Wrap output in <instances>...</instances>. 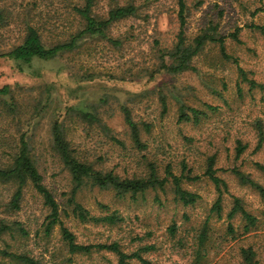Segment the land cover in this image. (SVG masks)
Returning <instances> with one entry per match:
<instances>
[{
    "label": "trees",
    "instance_id": "obj_1",
    "mask_svg": "<svg viewBox=\"0 0 264 264\" xmlns=\"http://www.w3.org/2000/svg\"><path fill=\"white\" fill-rule=\"evenodd\" d=\"M146 1L148 0H144ZM101 3L102 0H0V57L12 61L17 70L24 71L26 67H33L35 62L59 59H64L63 66L68 68V58L72 59L88 47L96 45L104 46L109 52L121 54L131 44L133 36L130 33L115 35L112 30L117 23L138 17L141 3L138 0H105ZM202 3L203 0H197L193 4H188L186 0H175L178 25L172 41L169 44L161 43L158 34L153 32L150 35L151 41L145 62L132 74L130 68L123 70L124 73L129 72L132 75V80L146 76L147 86L138 92H126V99L119 105L122 118L120 130L115 129L105 118L106 111L103 108L108 104L106 97L93 101L80 92L86 88L84 83L97 77V74L92 72L75 78L78 88L66 87L68 95L72 97L71 102L65 104L62 110L58 109L60 99L58 86L54 82L39 85L37 94L25 96L19 91L16 93L9 84L0 87V121L6 120L10 124L14 122L19 131L20 125H23V115L26 120V129L19 131L18 136L9 139L8 136L0 135V243L3 245L0 246V264H80L75 261V256L90 257L98 253L113 254L114 264H152L148 255L160 248L156 241H150L153 231L148 229L142 233L135 232L130 224L129 214L117 209H108V205L100 201L97 204L104 213H93L77 196L79 191L87 187L110 191L117 200L127 202L128 207L134 205L132 203L136 204L138 198L146 200L149 193H153L152 201L161 206L160 193L167 195L168 191L174 203L188 206L197 201L199 194L186 188L184 183L195 182L203 177L212 184L216 193L210 212L220 218L223 195L229 194L226 180L218 174V171L222 170L232 174L240 185L251 189L264 202V185L239 166H216L217 151L203 152L201 173L195 172V166L185 157L179 161L166 160L167 153L158 151L163 148L160 142L154 144L155 150H152L150 145L155 141H150V136H147L151 132L152 124L142 118L137 119L133 113V104L150 95L157 98L161 116L167 113L168 99L172 98L177 106L178 123L196 126L208 121L211 115L219 113L218 105L205 101L195 104L190 100L189 92H181L175 83L169 81L171 77L175 80L188 72L200 74L197 58L206 48L212 46L217 47L221 59H231L235 64L240 82L247 83L249 89L264 91V83L249 77L247 71L238 64V58L227 51L228 38L241 43L238 37L240 27L224 34L220 32L218 22L209 19L195 34H188L186 19L191 11L199 9ZM163 6H159L155 15L164 12ZM240 7L250 17L264 10L263 3L257 4L255 0L250 3L241 2ZM246 26L253 31H260L264 38V25L249 23ZM31 73L35 76L41 75V72L36 70ZM213 81L214 79H210L206 83L212 84ZM240 82L236 83L239 95L242 91ZM209 84L207 87L212 88V92L221 94ZM222 85L225 87V83ZM47 116L48 146L67 170L72 183L65 203L59 202L55 196L56 192L44 183L37 149L33 145L35 136L29 132L31 126L34 129V123L38 119ZM73 117L76 122L82 123L86 136L91 135L90 131L97 130L96 133L100 134L106 143L111 142L123 149L125 153L122 156L130 165L131 172L120 174L114 169L95 167L94 161L81 154L77 146L68 139L67 120ZM233 124L234 118L224 120L227 130L224 129L223 136L230 135L229 129ZM251 127L252 136L256 137L254 151H258L264 146V123L258 118ZM182 137L188 143L193 140L186 134H182ZM248 140L250 141V138ZM248 140L236 138L234 160H238L246 151L250 143ZM253 165L264 174V163L255 161ZM175 168H178L176 172ZM29 191L40 198L44 209L41 221L40 218L34 221L24 220L19 215L25 206V196ZM237 215L242 225L234 226L231 219ZM262 215L252 214L242 198L233 195L224 232L212 230L210 215H207L200 225L188 226L185 229L174 219H170L166 225L167 237L164 238L163 245H168L170 253L186 258L187 264H210L218 250L223 248L224 242L244 235L245 238L241 239L249 238L248 233L259 227ZM64 217L105 226L116 233L126 228V236H115L98 242H83L78 240L75 232L67 226ZM183 217L187 219L188 215L184 213ZM55 226L59 227V237L57 243H51ZM237 230L240 231L236 233ZM215 247L217 250L213 258H209L211 249ZM236 254L237 259L231 264H261L260 246L255 247L252 243L242 244Z\"/></svg>",
    "mask_w": 264,
    "mask_h": 264
},
{
    "label": "rangeland",
    "instance_id": "obj_2",
    "mask_svg": "<svg viewBox=\"0 0 264 264\" xmlns=\"http://www.w3.org/2000/svg\"><path fill=\"white\" fill-rule=\"evenodd\" d=\"M174 1L148 0L144 2V0H138L141 3L140 15L117 23L112 30L115 35L130 33L133 36L131 44L121 54L109 52L104 46L96 45L95 47H88L83 53L75 55L72 59L68 58L70 60L68 68L63 66L65 64L64 59H59L35 62L33 67H26L24 71L17 70L12 61L0 57V87L9 84L12 90H15L16 93L19 91L25 96L31 93L32 95L37 94L39 85L54 82L58 86L57 93L60 99L58 109L62 110L65 104L71 102L72 97L68 95L66 87L78 88L75 84V78L84 73L92 72L97 74V77L93 81L84 83L86 88L81 89L80 92H83L93 101L99 97H106L108 104L103 108L106 111L105 118L115 129L120 130L122 118L119 105L126 99V92H138L147 86L145 83L146 76L132 80L130 73L136 72L147 59L146 53L149 51L150 35L156 32L161 43L164 44H169L174 38L178 25ZM186 1L188 4H193L197 0ZM251 1L203 0L201 7L192 10L190 16L187 17L186 26L189 35L195 34L198 28L209 19L218 22L220 32L224 34L240 27L238 37L241 43L228 38L227 51L238 58V64L247 71L249 77L264 83V38L260 31H253L246 26L249 23L264 25V10L254 17H250L240 7L241 2L250 3ZM255 1L257 4L258 2L263 3L264 6V0L262 2L260 0ZM104 2L105 0H102V3ZM160 5H164V12L155 15L159 11ZM146 15L148 16L145 19ZM60 25L62 26L61 22ZM217 50L216 46L206 48L197 58L196 63L201 71L200 74L188 72L178 76L175 80L171 77L169 81L175 83L181 92H189L190 100L192 99L195 104L205 101L212 105H218L220 107L219 113L211 115L208 121L196 126L178 123L176 122L177 106L175 101L169 97L168 111L164 116H161L157 98L150 95L133 104L134 116L152 124L151 132L147 136H150V141L154 139L155 143L151 142L150 145L152 150H155L154 144L160 142L163 148L158 151L161 152L162 150V152L167 153L166 160L179 161L185 157L192 166H195L194 171L201 173L203 152L207 150L209 153L217 151L216 166L222 168H229L233 165L239 166L264 185V174L260 173L253 165L255 161L264 163V146L260 150L254 151L256 137L252 136L251 131L252 123L258 118L262 119L264 123V91L249 89L247 83L240 82L235 64L231 62V59L228 61L221 59ZM127 68H130V73L123 72ZM33 70L41 72V75H33L31 73ZM169 78L168 76L167 79ZM210 79H214L213 83H206ZM238 82L242 87L241 95L238 94L236 88ZM223 83H225V87L222 85ZM207 84L214 86L221 94L212 92V88L207 87ZM14 118L19 119V117ZM21 118L23 125H20L19 131L26 129L25 115ZM230 118H234V124L229 129L230 135L223 136L224 129L227 130L224 120ZM48 124V116L38 119L34 123V129L31 126L29 132L35 136L33 145L37 149L36 153L40 170L44 176V183L56 192L55 196L59 202L65 203L72 183L67 170L52 154L48 146ZM67 125L69 127L68 139L77 146L81 154L87 155L89 160L95 162V167L114 169L120 174L131 172L130 165L122 156L125 153L123 149L111 142L106 143L101 135L96 133L97 130L90 131L91 135L86 136L82 123L76 122L74 117L68 118ZM4 130L6 133L3 132ZM19 131L14 122L10 124L6 120L0 121V135L3 137L8 136L9 139H12L19 135ZM237 131L239 133H236ZM182 134L191 136L193 138L191 143L186 142ZM236 138H243L244 140L250 138L248 148L238 160H234V141ZM128 143L127 141V145ZM177 169L175 168L174 171L176 172ZM218 174L226 180L229 190V194L223 195V210L220 218L210 212L216 193L212 184L203 177L195 182L184 183L186 188L199 194L197 201L188 206H182L178 202L174 203L169 191L167 195L160 193L161 206L152 201L153 193L147 194L144 201L138 198V202L132 203L134 205L130 207H128L127 202L117 200L112 192L97 188H83L77 196L78 200L95 214L104 213L98 207V201L107 204L108 209H117L122 213L129 214L130 224L135 232L142 233L151 229L153 236L150 241H156L157 246H160L157 251L148 255L152 264H187L186 258L170 253L168 245H163V240L167 237L166 225L170 219H174L177 224L182 226V229H185L188 226L200 225L206 216L210 215L212 230L222 233L228 224L227 212L232 206V196H238L242 198L252 214H263L259 227L252 229L248 233L250 237L247 239H241L245 238L244 235L224 242L223 248L219 247L221 250H218V254L214 259H211L210 264L234 263L238 256L236 254L238 247L246 243H252L255 247L260 246V261L261 264H264V202L251 189L240 185L228 171L220 170ZM42 212L44 213V209L41 206L40 198L29 191L25 196V206L19 214L20 217L32 221L40 218L41 221ZM184 213L188 215L187 219L183 217ZM63 219L67 226L75 232L78 240L83 242H98L109 240L115 236L118 238L126 236V228L116 233L115 230H109L107 227L95 223L80 222L65 217ZM231 220L234 226L242 225L239 215ZM239 231L237 230L236 233ZM58 237L59 227L55 226L51 243H57ZM212 237L214 239V236ZM31 241L30 239V244ZM0 246H3L2 243ZM216 248L211 249L209 258H213ZM75 261L80 264H114L115 256L108 253L93 254L90 257L77 255Z\"/></svg>",
    "mask_w": 264,
    "mask_h": 264
}]
</instances>
